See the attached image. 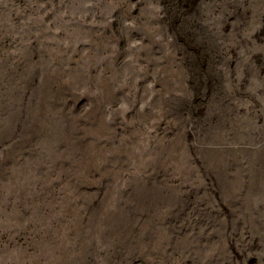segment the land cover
Segmentation results:
<instances>
[{
	"label": "rangeland",
	"instance_id": "rangeland-1",
	"mask_svg": "<svg viewBox=\"0 0 264 264\" xmlns=\"http://www.w3.org/2000/svg\"><path fill=\"white\" fill-rule=\"evenodd\" d=\"M195 3L0 0V264H264V0Z\"/></svg>",
	"mask_w": 264,
	"mask_h": 264
},
{
	"label": "trees",
	"instance_id": "trees-1",
	"mask_svg": "<svg viewBox=\"0 0 264 264\" xmlns=\"http://www.w3.org/2000/svg\"><path fill=\"white\" fill-rule=\"evenodd\" d=\"M198 1H200V0H198ZM198 1L196 0V2L198 3ZM182 2V0H180V3ZM197 3H195L194 5L195 6H197ZM183 12H185V10H184V8H183ZM168 23H170V22H168ZM190 23V22H189ZM192 23V24H191ZM189 25H191L192 27H194V30H198V26H197V24H196V22H191ZM170 25H171V23H170ZM172 27H174V25H173V23H172V25H171ZM181 28V27H180ZM190 29V28H189ZM171 30V29H170ZM191 30V29H190ZM193 30V29H192ZM191 32V31H190ZM189 32V33H190ZM188 33V31H186V30H183L182 28L181 29H178L177 30V28H176V36L178 35V39L180 40V41H185L186 42V44H187V42H188V45L189 46H191L192 48H193V46H195V47H197V45H196V43H195V41H194V38H195V34H193V32H191L190 34H192L193 36H194V38H193V36L192 35H190ZM193 45V46H192ZM194 49V48H193ZM192 49V50H193ZM192 74H193V71H190ZM186 109V108H185ZM190 114H191V111H190Z\"/></svg>",
	"mask_w": 264,
	"mask_h": 264
}]
</instances>
